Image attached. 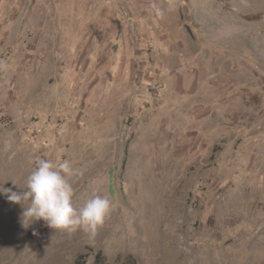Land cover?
<instances>
[{
	"label": "rangeland",
	"instance_id": "1",
	"mask_svg": "<svg viewBox=\"0 0 264 264\" xmlns=\"http://www.w3.org/2000/svg\"><path fill=\"white\" fill-rule=\"evenodd\" d=\"M0 64V185L112 203L90 237L0 194V264H264V0H0Z\"/></svg>",
	"mask_w": 264,
	"mask_h": 264
},
{
	"label": "clouds",
	"instance_id": "2",
	"mask_svg": "<svg viewBox=\"0 0 264 264\" xmlns=\"http://www.w3.org/2000/svg\"><path fill=\"white\" fill-rule=\"evenodd\" d=\"M0 68H6V65L0 64ZM79 174L68 160L55 164L37 159L22 191H13L2 184L0 194L8 202L22 207L19 222L24 229L42 220L53 230H63L68 234L83 231L94 237L110 215L112 203L108 197L93 191L82 206H74L71 180ZM12 183L16 186L15 181Z\"/></svg>",
	"mask_w": 264,
	"mask_h": 264
}]
</instances>
